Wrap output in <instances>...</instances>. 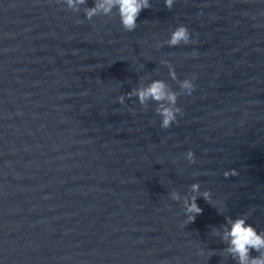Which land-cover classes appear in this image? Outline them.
Instances as JSON below:
<instances>
[{
    "label": "water",
    "instance_id": "obj_1",
    "mask_svg": "<svg viewBox=\"0 0 264 264\" xmlns=\"http://www.w3.org/2000/svg\"><path fill=\"white\" fill-rule=\"evenodd\" d=\"M150 3L127 32L115 10L88 21L94 0H0V264H235L213 230L264 231V0ZM180 25L195 43L167 46ZM163 60L196 77L167 130L127 97L179 91ZM193 183L212 201L181 227Z\"/></svg>",
    "mask_w": 264,
    "mask_h": 264
},
{
    "label": "clouds",
    "instance_id": "obj_2",
    "mask_svg": "<svg viewBox=\"0 0 264 264\" xmlns=\"http://www.w3.org/2000/svg\"><path fill=\"white\" fill-rule=\"evenodd\" d=\"M58 3L66 5L68 11L72 13H79L82 6L86 5L87 0H57ZM165 7L172 9L175 0H164ZM150 0H94L93 7H86L84 9V16L88 21H92L94 17L105 16L111 17L115 10L119 16L122 28L127 32H133L137 29V20L143 10L150 9ZM191 34L186 26L180 25L170 33V38L164 43L169 47H177L181 44L187 46L195 43L191 38ZM162 45L157 44L159 48ZM192 58H196V54H192ZM165 67L169 70L170 78L177 81L179 91H173L171 87L162 80H152L147 86H139L132 89L127 94L128 98L135 97L139 104L147 109L149 102H154L155 113L161 118L160 127L163 130L169 129L173 124H178L177 116H182L183 109L177 106L178 97L181 95L190 96L195 91L194 81L195 76L185 78L183 81H178L173 65L163 60ZM125 95H120L117 102L120 105L125 104ZM184 158L189 163H195V156L192 151H188ZM235 171L223 173L225 178L230 175L234 176ZM189 192L183 198V213L186 217L181 227L193 223L197 216L201 215L203 210L198 206L197 200L203 198L207 203L211 204L212 194L209 191H200V185L193 183L189 187ZM169 199L174 202L181 201V195L178 191H171L168 193ZM220 212H223V205L216 206ZM226 226H222L223 233L221 235L219 230H213L214 235L221 236L222 243L226 247L222 250V257L227 259L229 257L235 261V264H264V231L258 233L257 229L246 221L248 214H245L236 219L226 217ZM230 225V228L227 227ZM255 250L258 256L253 258L251 252ZM204 249L200 248L198 255H204ZM214 254V253H213Z\"/></svg>",
    "mask_w": 264,
    "mask_h": 264
}]
</instances>
